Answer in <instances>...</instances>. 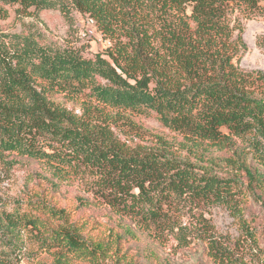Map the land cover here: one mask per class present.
<instances>
[{"label": "trees", "instance_id": "obj_1", "mask_svg": "<svg viewBox=\"0 0 264 264\" xmlns=\"http://www.w3.org/2000/svg\"><path fill=\"white\" fill-rule=\"evenodd\" d=\"M0 1L36 12L72 9L115 41L113 53L84 57L41 46L31 36L0 35V159L43 161L55 171L90 170L99 177V198L131 236L134 229L172 231L175 207L173 215L222 206L239 218L241 244L264 264V223L256 231L240 209L243 199L254 202L258 169L226 158L237 170L221 177L212 155L244 138L257 154L264 150V73L239 65L247 52L240 19L264 16V0ZM257 46L264 48V36ZM57 96L79 105V114L57 103ZM138 116H153L172 138L153 134L151 145L130 149L110 120ZM30 202L65 218L62 209ZM196 222L206 233V220ZM177 229L179 243L186 244L185 228ZM0 232L11 246L30 233L52 254L51 264H102L106 250L74 225L48 229L38 218L4 211ZM209 245L214 262L246 264L216 242Z\"/></svg>", "mask_w": 264, "mask_h": 264}, {"label": "rangeland", "instance_id": "obj_2", "mask_svg": "<svg viewBox=\"0 0 264 264\" xmlns=\"http://www.w3.org/2000/svg\"><path fill=\"white\" fill-rule=\"evenodd\" d=\"M243 29L242 39L247 52L241 56L239 65L247 71L264 73V48L257 46L264 36V16L240 19ZM0 35L31 36L39 45L53 50H70L84 57L95 54L113 53L111 46L115 41L93 28L90 19L74 10L63 12L59 9L34 11L19 4H3L0 1ZM6 40H8L6 38ZM10 42V41H8ZM57 103L73 109L79 114V105L64 102L62 96L55 97ZM72 106V107H71ZM112 132L130 149L137 146H149L153 134H162L167 139L172 133L164 130L151 117H120L110 120ZM250 138L236 139L233 147L224 150H212L217 163L214 172L219 176L234 174L226 158L245 162V165L258 169L254 178V202L249 199L240 204L242 216L250 222L256 231L264 223V150L257 154L248 145ZM11 157L0 159V212L14 217L38 218L48 229H55L61 224L74 225L78 233L86 240L100 242L106 248L100 258L102 264H218L208 255L209 243L216 242L227 249L228 254L237 263L259 264L255 252L241 244L239 218L233 216L222 206H198L192 213L186 209L174 208L170 213L176 227L172 231L134 229L131 236L119 223V218L99 198L95 185L99 177L90 170L79 168L55 171L46 162L26 161ZM195 162V159H191ZM8 162V163H7ZM10 162V163H9ZM244 172L241 176L244 177ZM242 178V179H243ZM243 182L247 185V182ZM40 199L56 210H64V219H56L43 210H36L34 201ZM194 214V215H193ZM204 218L209 224L205 233L196 219ZM123 224V223H122ZM177 227L185 228V242L179 243ZM20 241L11 246L5 242L0 232V264H51L53 256L30 235L23 232ZM74 264H90L75 262Z\"/></svg>", "mask_w": 264, "mask_h": 264}, {"label": "built area", "instance_id": "obj_3", "mask_svg": "<svg viewBox=\"0 0 264 264\" xmlns=\"http://www.w3.org/2000/svg\"><path fill=\"white\" fill-rule=\"evenodd\" d=\"M91 26L94 28V23L93 21L90 20Z\"/></svg>", "mask_w": 264, "mask_h": 264}]
</instances>
